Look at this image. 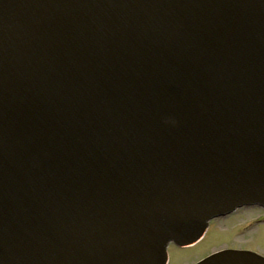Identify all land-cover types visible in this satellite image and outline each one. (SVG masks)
<instances>
[{
    "label": "water",
    "instance_id": "95a60500",
    "mask_svg": "<svg viewBox=\"0 0 264 264\" xmlns=\"http://www.w3.org/2000/svg\"><path fill=\"white\" fill-rule=\"evenodd\" d=\"M244 205L264 207V0H0V264H166Z\"/></svg>",
    "mask_w": 264,
    "mask_h": 264
},
{
    "label": "rangeland",
    "instance_id": "374dc122",
    "mask_svg": "<svg viewBox=\"0 0 264 264\" xmlns=\"http://www.w3.org/2000/svg\"><path fill=\"white\" fill-rule=\"evenodd\" d=\"M261 207H246L211 221L208 237L192 247L169 248L168 264H191L223 247L253 248L264 254V222Z\"/></svg>",
    "mask_w": 264,
    "mask_h": 264
}]
</instances>
